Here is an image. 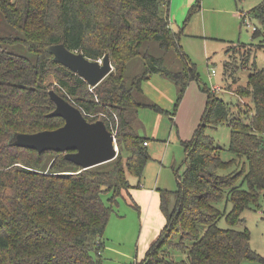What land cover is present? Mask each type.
<instances>
[{
  "label": "trees",
  "instance_id": "16d2710c",
  "mask_svg": "<svg viewBox=\"0 0 264 264\" xmlns=\"http://www.w3.org/2000/svg\"><path fill=\"white\" fill-rule=\"evenodd\" d=\"M255 14L264 26V3ZM0 30V264H101L96 255L112 212L102 195L111 192L109 199L115 202L138 187L128 176L140 180L151 160L137 131L138 110L145 106L164 112L143 98L142 83L159 74L174 83L180 99L190 82L200 81L171 27L169 0H0ZM153 42L165 54H174L168 63L165 56L149 52ZM56 43L92 60L107 53L113 69L91 87L53 60L46 48ZM139 56L144 70L129 73L131 61ZM48 76L57 83H46ZM199 86L207 100L192 138L182 141L185 171L177 190H160L164 234L151 242L140 264L262 260L250 247L249 231L235 226L264 194V68L254 66L246 85L235 89L236 113L213 88ZM50 89L78 107L88 121L101 118L109 128L108 119L118 117L113 160L81 169L62 152L38 153L9 144L16 133L64 124L62 117L48 115L55 108ZM242 98L253 109L245 104L242 110ZM218 124L230 128L232 160L222 159V148L205 132ZM235 158L245 159L247 171L222 174ZM224 198L231 204L224 213L228 228L218 226L224 214L216 203ZM171 249L185 251L186 259L173 260Z\"/></svg>",
  "mask_w": 264,
  "mask_h": 264
},
{
  "label": "rangeland",
  "instance_id": "374dc122",
  "mask_svg": "<svg viewBox=\"0 0 264 264\" xmlns=\"http://www.w3.org/2000/svg\"><path fill=\"white\" fill-rule=\"evenodd\" d=\"M262 3L264 0H169L171 27L178 34L181 50L199 74V85L218 86L216 94L230 103L234 113L237 112L233 109H236L238 99L235 89L238 85H246L254 66L264 68V26L255 14L256 7ZM253 27L258 31H254ZM148 50L155 56H165L167 63L173 54H165L157 42H153ZM22 52L25 53L24 50ZM142 70L143 60L139 56L131 61L128 72L136 74ZM50 82L57 83V79L48 76L46 83ZM157 93L156 88L151 89L150 94L142 92L143 98L153 103V94ZM183 96L178 99L177 92L172 97V92L164 91V97L159 100L164 112L145 106L138 110L137 131L141 137L149 140L147 150L152 159L145 165L140 180L128 176L129 183L138 186L131 188L129 194L122 193L115 202L109 199L111 192L102 195L104 203L112 207V212L102 236L99 255H96L101 264H140L151 242L164 234L165 218L160 209V190L178 189L187 159L184 147L176 137L178 126L181 135L186 129L189 108L192 106V101L188 99L183 105V112L178 114ZM245 104L250 109L254 107L245 98L239 107L244 110ZM151 131H154L153 135ZM205 132L222 148L223 160L235 157L228 150L230 128L226 124L207 126ZM127 154L126 150L122 153L123 157H127ZM247 167L245 159L235 158V162L221 173L226 174L235 169L246 172ZM242 188H248L246 182L242 183ZM216 205L223 214L231 209L226 198ZM241 218L242 222L235 228L249 231L250 247L262 260H243L240 264H264L263 193L243 211ZM218 226L230 227L225 214L218 220ZM171 250L173 260L186 259L185 251Z\"/></svg>",
  "mask_w": 264,
  "mask_h": 264
},
{
  "label": "water",
  "instance_id": "95a60500",
  "mask_svg": "<svg viewBox=\"0 0 264 264\" xmlns=\"http://www.w3.org/2000/svg\"><path fill=\"white\" fill-rule=\"evenodd\" d=\"M53 60L82 77L86 83L95 87L113 69L109 55L92 60L83 53L69 50L64 43H56L46 48ZM55 108L48 115L59 116L64 124L55 129H46L34 133H16L9 140L13 146L33 148L38 153L46 150L64 153V158L87 169L117 156L112 132L102 119L88 121L81 110L58 94L48 91Z\"/></svg>",
  "mask_w": 264,
  "mask_h": 264
},
{
  "label": "crops",
  "instance_id": "0c3cea01",
  "mask_svg": "<svg viewBox=\"0 0 264 264\" xmlns=\"http://www.w3.org/2000/svg\"><path fill=\"white\" fill-rule=\"evenodd\" d=\"M171 21V20H170ZM216 86V85H213ZM211 86V88L213 87ZM218 87V86H217ZM157 89V94L154 95L155 103L159 106V103H161L159 100L164 97V91H167L168 93L172 92V97L176 96V88L174 83H172L170 80L166 79L165 77L159 75V74H153L149 79L144 81L142 83V91L145 94L151 93V89ZM199 84L195 81H192L187 86L184 96L180 102V107L178 108L179 112L178 114L183 112V105L187 103V100L190 99L192 101V106L189 108V114L187 117V125L186 129L183 131V134L181 135L179 126L178 131L176 132V137L180 139L181 143L182 141H189L192 138V135L197 128V126L200 123L205 105L207 100V93L201 91ZM151 134H154V131H151ZM145 141L148 142L146 147L150 145L149 140L145 138ZM152 159V157H151ZM142 187V186H140ZM135 195V194H134ZM136 196V195H135Z\"/></svg>",
  "mask_w": 264,
  "mask_h": 264
},
{
  "label": "built area",
  "instance_id": "2783aa9c",
  "mask_svg": "<svg viewBox=\"0 0 264 264\" xmlns=\"http://www.w3.org/2000/svg\"><path fill=\"white\" fill-rule=\"evenodd\" d=\"M253 30H256V28L253 27ZM212 88L215 91L216 90H219V88L217 86H213ZM108 120H109V123H110V127L108 129L112 132V135H113V143H114V146H115L116 150L118 151V145H117V139H116L117 128H118V117L116 115H114L112 119L109 118ZM143 144L144 145H147L148 142L147 141H144Z\"/></svg>",
  "mask_w": 264,
  "mask_h": 264
}]
</instances>
